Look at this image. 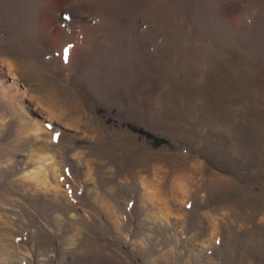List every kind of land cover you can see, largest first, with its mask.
Returning a JSON list of instances; mask_svg holds the SVG:
<instances>
[{"label": "rangeland", "instance_id": "rangeland-1", "mask_svg": "<svg viewBox=\"0 0 264 264\" xmlns=\"http://www.w3.org/2000/svg\"><path fill=\"white\" fill-rule=\"evenodd\" d=\"M0 264H264V0H0Z\"/></svg>", "mask_w": 264, "mask_h": 264}, {"label": "snow or ice", "instance_id": "snow-or-ice-1", "mask_svg": "<svg viewBox=\"0 0 264 264\" xmlns=\"http://www.w3.org/2000/svg\"><path fill=\"white\" fill-rule=\"evenodd\" d=\"M58 135V134H57ZM54 139H55V137H54Z\"/></svg>", "mask_w": 264, "mask_h": 264}]
</instances>
